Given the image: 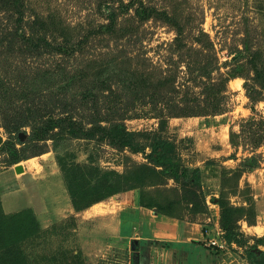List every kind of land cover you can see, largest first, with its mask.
Instances as JSON below:
<instances>
[{
    "label": "rangeland",
    "instance_id": "obj_1",
    "mask_svg": "<svg viewBox=\"0 0 264 264\" xmlns=\"http://www.w3.org/2000/svg\"><path fill=\"white\" fill-rule=\"evenodd\" d=\"M130 1L25 0V5L48 27L62 32L65 26L69 37L106 23L108 5L118 15V23L138 28L135 36L126 37L118 47L102 35L88 36L92 51L110 53L98 59L109 62L108 69L99 75L92 71L87 83L95 88L98 79L109 78L118 92L107 91L104 106L116 115L126 113L128 131H154L158 119L152 114L156 112L153 106L160 107L159 91L167 87L157 84L158 70L143 75L142 68L168 66L177 87L170 105L181 116L168 118L162 137L171 143L166 148L182 165L199 168L205 206L193 212L195 205L188 203L185 190L163 173L130 169L146 162L145 154L153 143L150 135L135 136L136 151L116 149L102 137H61L54 143L48 140L44 153L9 166L12 140L0 126V264H264L260 241L264 235V142H254L264 141V0H145L178 23L151 18L139 25L130 17L133 10H125L124 4ZM176 25L182 28L183 38L174 42ZM116 56L121 59L110 63ZM251 57L258 65V77ZM197 58L209 64L213 81L221 75L230 78L222 113H209V106L207 115L185 116V63ZM12 79L0 77L1 107L15 97ZM198 94L189 93L187 98L193 101ZM18 164L24 168L21 173L14 171ZM124 173L142 182L86 208L74 206L71 191L85 192L82 199L102 195L109 183L120 185L114 175ZM220 197L248 209L243 213L254 222L249 225L239 219L236 242H228L222 250L207 242L216 226L220 228L219 206L213 201ZM139 208L168 213L180 219L183 227L185 221L195 223L203 238L192 242L196 243L194 251H186L183 241L140 239L135 218Z\"/></svg>",
    "mask_w": 264,
    "mask_h": 264
},
{
    "label": "trees",
    "instance_id": "obj_2",
    "mask_svg": "<svg viewBox=\"0 0 264 264\" xmlns=\"http://www.w3.org/2000/svg\"><path fill=\"white\" fill-rule=\"evenodd\" d=\"M124 6L127 12L130 9L133 10L130 17L140 22L137 23L138 25L151 18L167 23H178L173 21V17L166 11H159L145 0H131ZM107 10L106 23L92 26L93 28L87 33H78V37L71 35L69 37V30L65 26L60 32L61 28H50L44 20L33 17L25 5V0H0V77L14 78L12 80L15 96L9 104L5 103V106H0V126L5 130L7 138L12 140L11 147L14 149L7 165H14L21 160L44 153L48 140L54 143L61 137L72 139L102 137L116 149L130 148L136 151L135 136L150 135L153 143L150 151L145 154L146 162L135 164L130 169L158 176L159 173H163L166 178L173 179L187 193L188 203L192 207L195 205V208L191 210L199 212L198 207L205 206L200 170L197 167L182 165L172 151L166 148V145L171 143L162 137V132L167 128L168 118L181 116L178 111H172L173 107L170 105L171 94L177 92V87L170 77L168 66L142 68L143 75H149L151 73L149 70H158L157 84H161L164 88L167 87V90L159 91V97L163 101L159 103L160 107L158 104L153 106L156 112L152 114L158 119V130L154 131H128L124 123L126 113L116 115V112L111 113L112 109L109 110L104 106L103 100L106 102L107 91L111 94L118 92L110 85L109 78L98 79L95 88L87 83L91 79L92 71L99 75L108 69L109 62L98 59H104L110 53L102 50L92 51L88 36L102 35V38L112 40L118 47V43L126 37L135 36L138 29L133 24L118 23V15L112 6L108 5ZM174 30V42L182 41V28L176 25ZM200 35L205 36L206 34L200 31ZM199 40L197 38L196 42L199 43ZM207 46L212 48V43L209 42ZM117 59L121 58L113 57L110 63ZM249 60L258 77L260 71L254 57ZM216 62L217 58H214V64ZM208 66L207 62L198 58L193 63L189 61L185 63L187 69L185 116L222 113V100L226 91V83L230 78L221 75L218 81H213L210 77L212 71L208 69ZM57 77L60 78L59 81L56 80ZM36 81L42 82L37 89H35ZM80 83L82 87L74 89ZM196 86L200 87L199 91L194 90ZM261 88L264 92V85ZM189 93L199 94L194 97L193 101H190L187 98ZM117 99H121L120 95ZM173 104L176 107L183 105ZM209 106H211L210 110ZM196 107L199 109L195 110ZM205 108L209 110V113ZM20 133L23 134V138H20ZM156 141L159 143H155ZM231 141L233 142L232 135ZM39 142L43 145L36 148ZM254 142L260 145L264 141L258 138ZM17 144L21 145L20 149L16 148ZM25 150L29 151L25 153ZM114 177L120 180V185L109 183L104 194L93 198L82 199L85 192L78 194V191H71L74 206L77 209L86 208L115 194L119 189L127 190L136 183L142 182V180L139 181V177L132 180L127 178L125 173L115 174ZM213 201L219 206V225L224 239L227 243L236 242L239 234L238 220L244 218L249 225L254 224L253 219H248V216L243 213V210L248 209L235 207L224 197L213 199ZM164 214L172 217L168 213ZM260 241L264 243V235Z\"/></svg>",
    "mask_w": 264,
    "mask_h": 264
},
{
    "label": "crops",
    "instance_id": "obj_3",
    "mask_svg": "<svg viewBox=\"0 0 264 264\" xmlns=\"http://www.w3.org/2000/svg\"><path fill=\"white\" fill-rule=\"evenodd\" d=\"M135 218L138 222L136 227L137 237L143 240L158 241H183L185 250L196 249V243L203 238V231L199 225L185 221L183 227L182 221L178 218L155 213L150 209L139 208L136 210Z\"/></svg>",
    "mask_w": 264,
    "mask_h": 264
},
{
    "label": "built area",
    "instance_id": "obj_4",
    "mask_svg": "<svg viewBox=\"0 0 264 264\" xmlns=\"http://www.w3.org/2000/svg\"><path fill=\"white\" fill-rule=\"evenodd\" d=\"M1 167V161H0ZM218 225V224H217ZM208 245L215 247L216 249L222 250L227 248V241L223 237V231L216 226L215 235L210 239H207Z\"/></svg>",
    "mask_w": 264,
    "mask_h": 264
},
{
    "label": "water",
    "instance_id": "obj_5",
    "mask_svg": "<svg viewBox=\"0 0 264 264\" xmlns=\"http://www.w3.org/2000/svg\"><path fill=\"white\" fill-rule=\"evenodd\" d=\"M20 138H23L22 133H20ZM14 171H15L16 173H21V172L24 171V168L22 167V165L18 164V165H15V166H14Z\"/></svg>",
    "mask_w": 264,
    "mask_h": 264
}]
</instances>
